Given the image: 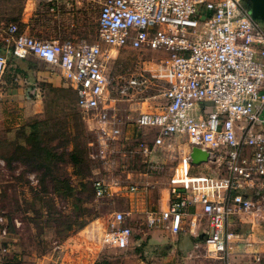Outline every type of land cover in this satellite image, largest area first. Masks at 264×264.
Masks as SVG:
<instances>
[{
  "label": "built area",
  "instance_id": "obj_1",
  "mask_svg": "<svg viewBox=\"0 0 264 264\" xmlns=\"http://www.w3.org/2000/svg\"><path fill=\"white\" fill-rule=\"evenodd\" d=\"M42 1L58 11L57 0ZM95 25L97 41L37 37L18 31L14 21L3 23L1 31L15 57L33 55L56 68L71 87L75 107L96 133L95 143L87 142L97 147L91 157L115 164L114 145L124 127L117 116L120 102L142 103L158 93L163 100L157 109L139 108L131 117L135 128L152 131L150 146L141 140L134 150L147 170L159 172L153 151L183 143L167 176L163 206L147 207L146 184L91 179L94 198H128L126 209L106 217L98 249L127 248L129 214L135 212L143 214L148 228L200 235L207 257L230 264L234 224L264 214L263 20L253 17L243 0H100ZM100 42L109 49L153 50L156 56L113 85ZM5 62L0 50V79ZM148 88L157 92L145 93ZM191 146L207 152L199 162L206 170L198 174L189 170ZM5 229L0 227L1 235ZM61 246L57 242L53 249ZM57 258L53 264H64Z\"/></svg>",
  "mask_w": 264,
  "mask_h": 264
},
{
  "label": "rangeland",
  "instance_id": "obj_2",
  "mask_svg": "<svg viewBox=\"0 0 264 264\" xmlns=\"http://www.w3.org/2000/svg\"><path fill=\"white\" fill-rule=\"evenodd\" d=\"M58 11H49L42 0H0V33L2 25L7 21L17 22L20 30L27 29L31 33L30 27H35L34 33L41 37L59 35L63 38H82L86 41H97L95 17L99 8L100 0H57ZM26 22L21 21L22 18ZM100 48L105 54L103 65L110 84H115L127 77L131 73L138 71L146 63V60L156 56L153 50H137L131 48L109 49L107 45L100 42ZM108 51V55H106ZM8 57L9 54L7 53ZM24 66L26 70L21 67ZM17 67L19 71H13ZM47 63L37 59L33 55L24 58L10 56L4 68V77L10 73V86L24 83L28 87L27 93H40L42 98L43 111L40 116L29 118L26 122L43 117L45 115H60L67 110L65 101L70 94L64 89L54 90L52 84L41 79V70H52ZM3 76V75H2ZM25 77L26 82H21ZM57 87V86H56ZM155 88L158 85L154 86ZM157 89L148 88L145 93L155 94ZM73 96V95H72ZM74 97V96H73ZM162 97L158 93L142 103L120 102V109L117 116L123 121L121 138L115 142V164L108 165L100 160L97 155L90 156L89 153H96V145H88V141L95 143L96 133L87 127V123L80 117L87 142L85 151L88 158V176L91 183L94 177H102L105 181L116 180L125 184L129 181L137 185L146 184L149 187L147 196V207H157L166 194L167 176L175 164L183 143L176 140L173 146L168 148H156L152 157L160 161L162 168L160 171H149L142 156L134 149L136 143L145 140L150 146L152 131L147 128H135L131 123V117L136 114L139 108L155 110L162 103ZM72 107L80 114L72 103ZM264 116V111L263 114ZM14 126L4 127L7 129L5 135H0V142L5 143L4 152L12 142L15 134L10 130ZM2 129V128H1ZM54 130V129H51ZM54 132H56L54 130ZM14 134V135H13ZM60 135V133H57ZM58 139V140H57ZM60 141L59 136L51 139V143ZM2 145V144H1ZM4 145V144H3ZM3 148V147H1ZM60 146L58 150H61ZM66 149V148H65ZM57 173L65 175L74 183L75 177L72 168L66 160V156L57 163ZM191 174H198L206 170L202 163H194L190 167ZM129 175V179L126 176ZM45 190L49 191L47 183ZM39 188L36 181V174L28 169L19 158H10V153L0 155V227L5 225V233L0 234V263L6 264H53L56 260L57 248L53 249L55 243L65 246L68 262L76 264H151L154 260H161L166 257L164 264H218V262L207 257L202 239H193L192 236L184 234L183 238L193 244L187 245L182 240V235L177 233L171 235L163 230L150 229L143 223V214L133 212L129 214V222L132 227L131 241L127 248H101L98 249L96 239L99 236L102 225L106 217L114 209H126L128 198L124 195H113L101 198H86V193L81 194L83 202L81 207H88L95 211L96 217L89 219L77 235L75 231L62 234L55 231L53 222L44 220V208L41 206L39 197L48 193ZM53 196L54 209L65 216L76 213V208L72 206L69 197L63 198ZM127 217V216H126ZM249 215L241 217L233 227L236 232V243L233 245L230 264H264V214L255 217L254 221H249ZM79 219V218H78ZM91 222V223H90ZM201 222H205L203 219ZM89 229V230H88ZM91 229H94L92 232ZM211 229V228H210ZM79 230V229H78ZM165 232V233H164ZM66 236V237H65ZM196 236V235H195ZM67 241H65V239ZM64 239V243L62 240ZM244 243L261 244L263 248L258 250H247ZM190 244V243H189ZM62 252V249L60 250ZM44 255V256H43ZM258 259H255V256ZM168 259V260H167ZM57 260H60L59 257ZM61 261V260H60ZM66 259H63L62 262ZM155 264V263H153Z\"/></svg>",
  "mask_w": 264,
  "mask_h": 264
},
{
  "label": "trees",
  "instance_id": "obj_3",
  "mask_svg": "<svg viewBox=\"0 0 264 264\" xmlns=\"http://www.w3.org/2000/svg\"><path fill=\"white\" fill-rule=\"evenodd\" d=\"M18 31L21 30L18 28ZM7 53L9 56H6V62L10 56H14L9 50H7ZM19 70V68L13 67V71ZM51 88L69 91L70 94L67 96V101H65L67 110L60 113V115H56L54 112L50 116L45 115L35 118L11 128L10 130H13L15 137L7 148L8 152H4L5 143L0 142V155L10 153V158L16 156L28 169L36 174L37 184L43 191L41 194L48 193L39 197L42 202L41 206L44 207L39 210L43 212L46 222H53L55 231L66 235L69 231L80 229L97 214L91 208L81 207V202H83L81 194L86 193L87 198L91 197L93 193L91 183L87 179L89 172L88 158L84 147L87 138L80 119L81 114L72 107L75 98L73 97V90L69 86L56 87L52 85ZM6 131L7 129H0V135H5ZM58 132L60 135L57 134ZM58 136L60 141L55 144L51 143V139ZM60 146L62 149L58 150ZM63 156H66V160L72 168V174L75 177L74 183L65 175L55 172L58 168L57 163L62 160ZM47 183L50 187L49 191L45 190ZM52 195L71 199L72 206L76 208L73 217L71 215L65 216L54 209Z\"/></svg>",
  "mask_w": 264,
  "mask_h": 264
},
{
  "label": "crops",
  "instance_id": "obj_4",
  "mask_svg": "<svg viewBox=\"0 0 264 264\" xmlns=\"http://www.w3.org/2000/svg\"><path fill=\"white\" fill-rule=\"evenodd\" d=\"M20 20L23 22H26V19L24 17ZM30 30L32 31L31 33L27 32V29L21 30V31H23L24 33L30 34V35L41 37V36H38L34 33L35 27H33V28L30 27ZM69 39H71V38H69ZM76 39H78V38H76ZM0 50L5 51V53L7 52L4 41L2 40V33H0ZM48 66L50 68H53V69L49 70V71L48 70H41L39 72L41 79L45 80L47 82H50L54 86L67 87L65 81H63V79L61 78L59 71L50 65H48ZM21 68L23 70H26L24 66H22ZM2 75L3 76H1V79H0V129L4 128V127H9L10 125L16 126V125H19L23 122H26L29 118H32L35 116H40L42 111H43L42 98H41L40 93L34 92L33 94L29 95L27 93L28 87H26L24 85V83H20L19 85H16V86H10V73L7 74V77H5V78H3L4 74H2ZM24 79H25V77H22L21 82H26V80H24ZM164 199H165V197H164ZM164 199H162L161 203H158L159 206H163ZM254 220L255 219L253 217H249V221L252 222ZM88 225L89 224H87V226H84L83 228H80L79 230L75 231L74 233L78 235L82 231V229L83 230L86 229L88 227ZM150 229H155V228H150ZM91 230H92V232H94L93 231L94 229H91ZM155 230H159V229H155ZM178 233H180L182 235L181 237H182V240L185 244L192 245V246H195V244H197V242L194 241L192 244L191 238H190V241H187L183 238V235L186 233V234H188V236L191 235L193 239H196V238L198 239L200 237V235L195 236L194 234H191V233L186 232V231L178 232ZM176 234H171V235H176ZM64 239L62 240L63 243H64ZM65 241H67V239H65ZM243 246L247 250H254V249L258 250V248H263V246H261V244L259 245V244H253V243H244ZM57 254H58V256H56V257H59L61 262L63 259H66V261L65 262L63 261L62 263H64V264H76L75 262H68L67 261L68 256L66 255V250H65L64 245L62 248V252L60 250H57ZM166 257L167 256H165V258L164 257L161 258V260H154L153 262H151V264H153V263L164 264L166 262ZM141 262L142 261L139 260L137 264H140ZM0 264H2V263H0ZM3 264H6V263H3Z\"/></svg>",
  "mask_w": 264,
  "mask_h": 264
},
{
  "label": "water",
  "instance_id": "obj_5",
  "mask_svg": "<svg viewBox=\"0 0 264 264\" xmlns=\"http://www.w3.org/2000/svg\"><path fill=\"white\" fill-rule=\"evenodd\" d=\"M247 5L250 14L263 20L264 23V0H243ZM207 152L197 146H191L189 157L191 163H199L206 160Z\"/></svg>",
  "mask_w": 264,
  "mask_h": 264
}]
</instances>
